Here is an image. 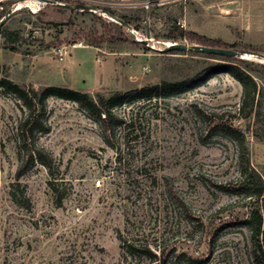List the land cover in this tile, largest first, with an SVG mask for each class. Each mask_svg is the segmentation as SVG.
<instances>
[{"label": "rangeland", "instance_id": "1", "mask_svg": "<svg viewBox=\"0 0 264 264\" xmlns=\"http://www.w3.org/2000/svg\"><path fill=\"white\" fill-rule=\"evenodd\" d=\"M1 22L20 33L18 52L0 36L4 76L94 97L223 63L167 51L195 45L171 38L177 28L264 45V0H0ZM94 36L109 39L88 45ZM243 58L264 65V55ZM252 75L264 87V71ZM242 103L241 83L220 72L180 95L124 108L135 129L116 127L108 141L78 104L52 98L45 129L25 141L27 108L0 91V264H257L242 182L247 168L264 167V115L241 113ZM37 149L50 169L29 160Z\"/></svg>", "mask_w": 264, "mask_h": 264}, {"label": "trees", "instance_id": "2", "mask_svg": "<svg viewBox=\"0 0 264 264\" xmlns=\"http://www.w3.org/2000/svg\"><path fill=\"white\" fill-rule=\"evenodd\" d=\"M111 17L114 16L112 12H108ZM113 15V16H112ZM127 27L130 25V20L123 18ZM174 32L170 37L173 39L186 37L195 42L193 46H205L213 48H222L235 50L239 52L234 57H223L214 54H206L208 58L222 60L223 63H218L203 69L200 73L192 78H187L177 82L162 81L160 84L145 86L134 91L129 92H116L110 97L98 94L96 97L90 93L72 89L66 86H51L44 85L38 90L21 85L4 76V68L0 65V91L6 94L14 95L28 110V116L22 124L23 133L25 134V141L29 140L36 129L44 130L42 118L46 112L47 103L50 99H60L71 101L78 104L85 110L93 119L100 124L103 129L106 139L109 141L113 137L116 127H126L128 130L135 129L136 118L122 114L124 108L133 110L136 106H146L155 100L169 99L174 96L180 95L195 87L202 85L206 80L210 79L213 75L224 72L229 73L236 78L243 87V103L240 109L241 113H245L247 109L248 115H255L259 121L264 115V87L257 84L252 73L264 71V65L249 62L243 58L244 55H253L262 57L264 55V45L253 46L238 44H227L220 39H210L206 36H201L195 32L183 31ZM107 36L109 35L106 34ZM0 36L6 39L4 49L12 52H18L20 43V33L16 31H9L0 29ZM113 37V36H111ZM115 38V37H114ZM108 37L94 36L92 40H88V45L100 47ZM123 40V36L116 38V40ZM197 51V50H195ZM200 52V51H199ZM172 53V52H168ZM202 53V52H201ZM33 155H36L41 163L51 168V162L48 156L40 149L30 150L28 152L29 160H33ZM244 179L242 184L245 185L250 191V216L246 220V224L251 232L253 256L257 264H264V167L262 171H257L251 167L243 172ZM129 247L133 248L132 245ZM143 253L150 254L149 250Z\"/></svg>", "mask_w": 264, "mask_h": 264}, {"label": "water", "instance_id": "3", "mask_svg": "<svg viewBox=\"0 0 264 264\" xmlns=\"http://www.w3.org/2000/svg\"><path fill=\"white\" fill-rule=\"evenodd\" d=\"M69 8H72L71 6H67ZM75 9H84L87 10L89 9L88 6H83V5H77L74 7ZM117 21L123 23V21L116 19ZM124 24V23H123ZM3 25V22L0 23V27ZM197 50L202 53H208V54H214L218 56H223V57H234L239 54V52L235 50H229V49H222V48H213V47H205V46H193L189 47L187 45H182V44H171L167 47V51L171 50Z\"/></svg>", "mask_w": 264, "mask_h": 264}, {"label": "crops", "instance_id": "4", "mask_svg": "<svg viewBox=\"0 0 264 264\" xmlns=\"http://www.w3.org/2000/svg\"><path fill=\"white\" fill-rule=\"evenodd\" d=\"M77 57H78V59H80V60H82V59H83V56H82V55H80V54H78V55H77ZM62 84H65V83H62ZM66 84H68V83H66Z\"/></svg>", "mask_w": 264, "mask_h": 264}]
</instances>
